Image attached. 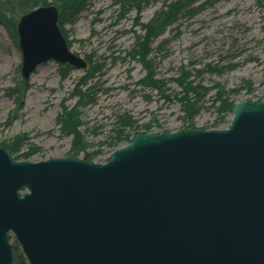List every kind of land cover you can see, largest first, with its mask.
<instances>
[{"label": "water", "instance_id": "obj_1", "mask_svg": "<svg viewBox=\"0 0 264 264\" xmlns=\"http://www.w3.org/2000/svg\"><path fill=\"white\" fill-rule=\"evenodd\" d=\"M59 10L17 23L22 77L53 60L88 72ZM224 130L139 134L104 164L17 162L0 147V264H264V101Z\"/></svg>", "mask_w": 264, "mask_h": 264}, {"label": "rangeland", "instance_id": "obj_2", "mask_svg": "<svg viewBox=\"0 0 264 264\" xmlns=\"http://www.w3.org/2000/svg\"><path fill=\"white\" fill-rule=\"evenodd\" d=\"M61 1L71 0H0V147L12 148L17 162L103 164L135 135L226 129L236 104L264 101V0H185L188 9L151 43L152 76L164 93L142 85L149 74L135 47L155 15L179 0H87L75 17L64 4L62 16ZM50 5L59 9L71 52L95 70L87 75L51 60L24 82L17 22ZM179 82L201 93L185 97ZM184 97L203 100L192 120L178 102ZM76 106L86 145L79 155L58 123L64 109ZM10 240L22 252L13 235Z\"/></svg>", "mask_w": 264, "mask_h": 264}, {"label": "trees", "instance_id": "obj_3", "mask_svg": "<svg viewBox=\"0 0 264 264\" xmlns=\"http://www.w3.org/2000/svg\"><path fill=\"white\" fill-rule=\"evenodd\" d=\"M127 1H135V0H127ZM87 0H71L68 2L61 1V10H62V16L63 13H67L69 16L73 15L74 17L81 13L85 9ZM187 2L185 0H179L174 4H171L170 6L166 7L165 9H162L160 12H158L151 23L145 27V36L143 38H138L137 45L135 47L136 51V57H138L141 61V64L143 67L147 70L149 77L145 78L142 82V85L148 88L153 89H159L163 90V93L165 92L160 87V82L156 81L155 78L152 76L151 72V66H150V49H151V43L152 40L159 35H161L171 24H173L184 12L188 9L189 4H186ZM67 6L64 12L62 5ZM15 6V3L13 4ZM24 5V4H23ZM23 5H21L23 7ZM45 7V6H44ZM62 21V18L60 19V22ZM90 63V62H89ZM91 64V63H90ZM66 68L70 69L68 66H65ZM95 70V66L90 68V71ZM90 71L87 73V75L90 74ZM86 82V81H84ZM83 82V83H84ZM88 83V82H87ZM85 83V85L87 84ZM179 86L182 89L183 94H185V97H193L196 98L198 94L201 93V87L197 86L195 87L192 83L189 82H179ZM178 98V102L182 107L183 113H185V118L188 120H192L194 117V114L198 111L197 106L200 105L203 100H195L191 102V99L188 98ZM81 99L83 100L84 97L81 96ZM229 110H226L224 112H221L220 116L224 113L229 114ZM78 106L74 107L73 110L64 109L60 118H58V123L61 126V131L63 135L66 134L73 137V150L72 152L76 153V155H79L83 150L86 149V145L84 142L83 137L80 135L79 127L81 125V122L79 121V115H78ZM192 128V126H191ZM9 148V147H8ZM11 152L13 153L14 150L12 148H9ZM86 161H92V159L88 158ZM14 252H15V264H27L26 258L22 254V252L18 249L17 246H14Z\"/></svg>", "mask_w": 264, "mask_h": 264}, {"label": "bare ground", "instance_id": "obj_4", "mask_svg": "<svg viewBox=\"0 0 264 264\" xmlns=\"http://www.w3.org/2000/svg\"><path fill=\"white\" fill-rule=\"evenodd\" d=\"M229 114L228 113H224L222 114V116H220V120L218 124H223L226 122L227 118H228ZM233 116L231 117L232 120ZM218 128V127H217Z\"/></svg>", "mask_w": 264, "mask_h": 264}]
</instances>
